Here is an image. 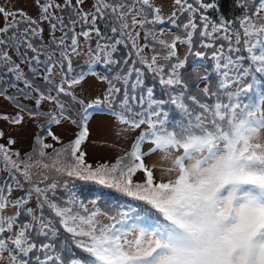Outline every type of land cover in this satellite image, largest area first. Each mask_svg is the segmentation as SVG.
Listing matches in <instances>:
<instances>
[{
  "label": "snow or ice",
  "instance_id": "1",
  "mask_svg": "<svg viewBox=\"0 0 264 264\" xmlns=\"http://www.w3.org/2000/svg\"><path fill=\"white\" fill-rule=\"evenodd\" d=\"M34 3L35 18L0 7V97L16 109L0 105V121L46 120L30 151L0 144V264H264V0H234L231 18L219 0H173L170 14L167 0ZM101 105L122 138L140 134L124 157L93 167L81 146ZM65 125L79 130L67 145L53 130ZM156 154L159 179L145 163ZM77 181L143 202L165 223L89 207Z\"/></svg>",
  "mask_w": 264,
  "mask_h": 264
},
{
  "label": "rangeland",
  "instance_id": "2",
  "mask_svg": "<svg viewBox=\"0 0 264 264\" xmlns=\"http://www.w3.org/2000/svg\"><path fill=\"white\" fill-rule=\"evenodd\" d=\"M60 2H62V0H60ZM157 2L159 3V0H157ZM92 3L93 0H87V3L84 6L86 11L91 9ZM172 3L173 0H167L166 6L164 7L165 13L170 14ZM0 7H5L6 10L10 12L22 11L27 16L33 18H35L37 15V5L34 3V0H0ZM5 23L6 21L4 16L0 15V28H3L5 26ZM19 27L22 30L25 27V24L22 22L20 23ZM101 27H103V25H101ZM160 27H170V25H163ZM45 29V39L47 42L48 33L46 26ZM79 30L80 26L78 25L77 31ZM59 35L60 33L57 32V36ZM69 35H71V33ZM140 43H144L143 32L141 33ZM94 44L95 42L93 41V46ZM178 48L180 55L183 57L187 53V48L185 46H178ZM144 51L146 54L151 55L149 49H145ZM10 55H13V58L16 59L17 63H20L19 58L14 53L10 52ZM29 55H31V53H29ZM117 55H126V50L121 47ZM191 62L192 60L190 56L189 64H191ZM77 63L84 70H86L87 65L85 64L83 59L79 60ZM21 67L25 72L31 75V73L29 72L28 65L21 64ZM78 70H80V68H78ZM96 71L104 73L105 70L103 65H97ZM37 83L40 82L37 81ZM22 86L23 85H21V87ZM146 86L154 87L156 89V94L158 97L162 95L159 86L151 78L146 81ZM103 87V85H100V89H102ZM98 91L99 89H96L87 93L86 102H91V97L97 95ZM10 92H15V89L10 90ZM25 103L28 105L29 108L32 107L31 101H25ZM0 105H3V110L7 113L14 114L16 111L12 103L9 102L5 97H0ZM102 123L105 124V130L102 129L100 132H97V130L102 127ZM38 124H46V120L40 118L38 120L32 121L28 120L26 117L25 125L15 128L10 127L6 123L0 121V130H3L5 132V137L3 140H0V144H7L8 139L14 138L17 141L15 145L11 146L14 151L19 150L22 154L30 151L33 144V136L37 132ZM87 126L89 129V135L86 138L85 142L82 144L81 150L86 152L85 160L87 163L92 164L93 167H97L101 164H114L117 160H119L121 157L125 156L128 152L131 151V149L134 147L135 138H137L140 134L139 131H136L132 133L131 137L122 138L119 135V128L115 126L114 118H111V113L103 105L90 110V116ZM53 130L62 138L63 145H67L70 141H72L73 134H78L79 131L74 126L70 127L68 125H65L63 128L53 126ZM46 142L54 143L50 138L47 139ZM54 146L56 148L62 147L61 144H55ZM51 151L52 150L50 149L49 152ZM145 163L149 167L155 166L156 171L154 172V175L157 179H159V177L161 176L159 155L156 154L148 156L145 160ZM143 178V173H137L133 179L134 181H141L143 180ZM90 187H95L96 191H93V193H89ZM76 190L79 197L84 200L86 204H88V202L91 200H96L100 208L110 211L113 214H115L118 210L129 212V219L135 217V221H140L139 224L144 227L155 228L156 226L162 224V222L156 220L155 218H153L154 222L151 223L152 217L158 216L163 220V217L160 216V214L157 213L155 210H152V212L149 213L151 215L145 213L146 208L143 204L137 202L138 204L135 206L132 204V202L128 203L127 200L129 199V197H126L121 193L116 192L114 189H108L103 187L102 185H98L92 182L85 183L77 181ZM88 206L91 207V204H88ZM144 218H147L148 221L144 220ZM135 221L133 222L135 223Z\"/></svg>",
  "mask_w": 264,
  "mask_h": 264
},
{
  "label": "trees",
  "instance_id": "3",
  "mask_svg": "<svg viewBox=\"0 0 264 264\" xmlns=\"http://www.w3.org/2000/svg\"><path fill=\"white\" fill-rule=\"evenodd\" d=\"M219 3H220V5H221V7H220V11L226 16V17H228V18H231L232 17V15H233V10H234V0H219ZM193 58L191 57V60H192ZM124 157V156H123ZM93 191H96V189H95V187L93 188V187H90V191H89V193L90 192H92L93 193ZM127 202L128 203H130V202H132V204L133 205H137L138 203H140V204H143V202H138V201H134V200H132V199H128L127 200ZM138 202V203H137ZM144 205V204H143ZM145 206V208H146V212L147 213H151L152 212V209H150V207L149 206H146V205H144ZM145 212V213H146ZM157 217V220L158 221H163L162 220V218H160V217H158V216H156Z\"/></svg>",
  "mask_w": 264,
  "mask_h": 264
},
{
  "label": "bare ground",
  "instance_id": "4",
  "mask_svg": "<svg viewBox=\"0 0 264 264\" xmlns=\"http://www.w3.org/2000/svg\"><path fill=\"white\" fill-rule=\"evenodd\" d=\"M97 122H98V121H97ZM96 124H97V123H96ZM96 126H97V125H96ZM96 126H95V127H96ZM102 129L105 130V124H103V123H102V127H100V128L97 130V132H100Z\"/></svg>",
  "mask_w": 264,
  "mask_h": 264
}]
</instances>
